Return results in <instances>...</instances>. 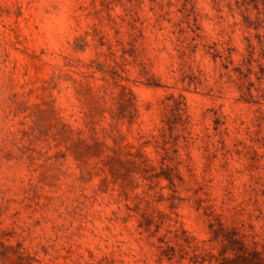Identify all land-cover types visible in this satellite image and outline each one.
<instances>
[{"label": "rangeland", "instance_id": "1", "mask_svg": "<svg viewBox=\"0 0 264 264\" xmlns=\"http://www.w3.org/2000/svg\"><path fill=\"white\" fill-rule=\"evenodd\" d=\"M264 259V2L0 0V264Z\"/></svg>", "mask_w": 264, "mask_h": 264}, {"label": "trees", "instance_id": "2", "mask_svg": "<svg viewBox=\"0 0 264 264\" xmlns=\"http://www.w3.org/2000/svg\"><path fill=\"white\" fill-rule=\"evenodd\" d=\"M250 1L253 3H257L258 1L264 2V0H250ZM228 240L230 243L240 245L239 251L241 253H240L239 257L243 261H247L248 263L250 262V264H264V259H262L259 256V254L255 253V252H251L242 241L237 240V239H233V238H229ZM224 260H225V263H227V264H229V263H231V261H233L230 258H224Z\"/></svg>", "mask_w": 264, "mask_h": 264}]
</instances>
